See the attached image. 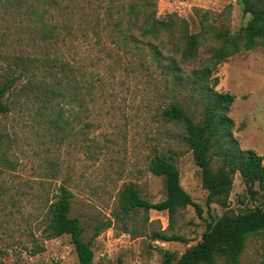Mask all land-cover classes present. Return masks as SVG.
I'll return each mask as SVG.
<instances>
[{"label": "rangeland", "instance_id": "1", "mask_svg": "<svg viewBox=\"0 0 264 264\" xmlns=\"http://www.w3.org/2000/svg\"><path fill=\"white\" fill-rule=\"evenodd\" d=\"M129 1H34L38 11L44 10L38 27L44 21L54 28L57 42L50 44L51 51L81 67L78 78L81 83L86 79L92 95L86 102V117L81 115L66 133L51 136L36 114L41 101L19 91L27 78L21 77L8 95L10 110L0 113V134L5 146H11L7 153L15 168L0 174V264H78L69 236H50L46 229V201L53 199L60 183L72 193L70 215L79 217L84 240L90 239L95 224L111 221L91 238L92 264H161L160 249L180 255L200 239L206 223L224 211L216 203H205L206 190L182 140L181 127L161 118V109L172 100V84L150 59L146 45L137 47L121 34L128 27L125 8ZM155 4L158 17L175 12L188 20L193 30L197 23L194 7L220 11L229 6L232 30L241 23L236 0H155ZM36 28L26 16L9 22L0 16V32L5 31L7 38L1 49L43 54L44 42L30 36ZM129 32L137 35L135 28ZM193 62L184 64L185 75ZM5 64L0 60V74ZM215 75V89L234 96L228 112L234 121L233 135L241 147L264 154V48L226 58ZM186 92L183 90V97ZM85 121L87 127L82 126ZM154 150L172 156L180 183L200 205L201 214L192 205L179 209L172 219L164 210L150 209L145 214L136 209L123 230L112 212L117 209L118 191L124 183H135L140 195L150 202L165 197L162 178L148 169ZM49 161L57 164L56 177L39 181L40 167ZM217 164L215 159L213 166ZM252 188L253 196L236 172L229 206L235 210L256 205L264 208V185ZM158 230L179 234L186 242L152 240L151 233ZM263 250L264 238L250 235L238 264H256Z\"/></svg>", "mask_w": 264, "mask_h": 264}, {"label": "trees", "instance_id": "2", "mask_svg": "<svg viewBox=\"0 0 264 264\" xmlns=\"http://www.w3.org/2000/svg\"><path fill=\"white\" fill-rule=\"evenodd\" d=\"M35 0H0V16L6 22L26 16L36 23L37 28L30 35L39 38L41 55H24L1 49L7 38L0 32V60L6 62L0 74V113L10 110L8 95L21 77L27 78L19 90L26 97L41 101L36 114L42 118L47 134L66 133L73 122L86 117L85 110L92 88L81 83L78 73L82 72L77 63L64 58L58 51H51L56 43L55 31L46 22L38 27L44 10L34 6ZM241 23L232 30L229 23L231 10L226 6L220 11L194 7L196 29L190 22L175 12L158 17L155 0H131L125 8L127 29L121 30L137 47L146 45L150 59L158 67L173 90L172 100L160 112L166 123L178 124L183 132L182 140L191 151L194 163L199 169L201 187L206 190L205 203H216L224 208L212 221H208L200 239L188 246L180 255L169 249H160L161 264H238L250 235L259 234L264 238V208L256 205L235 210L229 206V195L233 177L239 173L246 184L247 192L253 196V185H264V154L250 148H243L233 135L234 121L228 115L234 96L229 92L215 89L218 82L213 72L226 58L255 47L264 48V0H236ZM135 28L137 35L129 32ZM166 37V39H165ZM51 44V45H50ZM201 48L206 54L201 52ZM193 62L186 71L184 64ZM86 74V72H85ZM183 90H187L182 96ZM17 100L13 101L15 103ZM88 122H83L87 127ZM0 134V174L15 168L8 156L10 144L5 146ZM216 159L217 165L213 166ZM56 162H47L40 167L39 181L53 179L57 174ZM148 169L160 176L165 188V197L157 202L144 199L135 183L122 185L117 195V209L112 212L114 220L127 229V222L136 209L147 214L150 209L166 211L172 219L179 209L192 205L201 214L200 205L192 200L180 183V174L172 156L154 150L148 160ZM72 193L60 183L53 199L46 202L44 216L50 236L68 235L76 252L78 264H92L94 252L92 240L107 222L95 224L92 236L84 240V228L79 217L70 215ZM152 240L182 241L186 238L165 230L153 231ZM256 264H264L262 257Z\"/></svg>", "mask_w": 264, "mask_h": 264}]
</instances>
